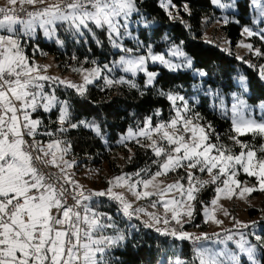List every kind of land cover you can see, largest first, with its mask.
<instances>
[{"label":"snow or ice","instance_id":"obj_1","mask_svg":"<svg viewBox=\"0 0 264 264\" xmlns=\"http://www.w3.org/2000/svg\"><path fill=\"white\" fill-rule=\"evenodd\" d=\"M18 2L34 5L37 2L43 3L44 0H8L12 6ZM213 2L221 8L230 7L229 4L222 3V0ZM255 3L261 9L260 15L264 16L261 0H255ZM170 5L171 0H161V7L168 9ZM184 10L188 11L186 5ZM16 11L12 7L0 8V31L8 33L0 35V264H109L111 249L123 241L124 236L108 214L97 210L99 201L94 200L95 197L107 196L118 201L123 214L129 218L145 213L152 221H145L147 227L160 223L169 225L175 221L181 226V230L157 227L156 231L181 241H199L210 237L207 233L194 236L183 230L182 220L193 216L195 207L192 202L197 200V195L204 186L220 182L215 189L218 195L211 201L213 207L204 210L207 219L216 224L223 223L215 215L219 194L231 199L234 195L243 198L245 193L264 191V144L253 145L239 139L247 135L264 138V120L246 118L242 110L246 107L243 100L232 105V126L236 135L229 138L240 147V151L234 153L230 147L212 141L213 132L209 131L211 125L199 123L201 118L198 114L188 115L191 109L183 96L163 92L160 94L166 95L174 106L177 101L183 102L180 107L175 108V115L156 123L151 116L146 117L144 127L138 126L136 130L129 128L123 138L135 139L138 144L140 137L150 141L147 147L158 158L153 161L158 166L157 170L147 179L141 177V172L147 174L150 169L118 175L108 181L110 186L106 190L85 191L71 172L75 160L65 159L71 151V142L53 139L44 144L36 140L43 121L33 116L39 110L49 113L58 108L60 127L57 131L63 133L69 128L83 126L92 128L100 135L101 128L98 124L85 120L72 122L69 101L61 100L51 85L50 91H45L44 82L64 85L84 96L88 85L101 78L105 71L112 72L113 68L105 64L92 69H73L83 74L81 84L42 74L49 66L29 63L19 40L14 38L18 32L16 26H23L28 35L39 26L44 29L45 35L51 36L58 23H67L76 32H80L82 27L91 31L88 28L91 22L97 28L106 27L110 40L113 35L122 40L121 28L127 30L129 17L139 11L136 0H57L38 11L26 12V19H18ZM20 11L24 9L21 8ZM168 15L172 16V13L169 11ZM243 31L249 36L256 34L247 27ZM125 34L130 35L127 31ZM261 39H264V35H261ZM111 42L125 53L115 62V66L133 75L145 73L147 86H153L157 76L156 72L148 70L149 59L159 61L171 69L180 67L166 60L163 55L154 54L150 46L146 55H132V49L123 48L115 40ZM243 46L252 49L251 44ZM172 54L183 55L178 48ZM256 54L261 55L259 50H256ZM187 63L190 66L191 61ZM261 76H264V68L261 69ZM124 83L131 88L138 87L135 82L123 77L114 79L104 76L106 87ZM160 114L159 110L155 113L156 116ZM65 124L67 127H64ZM43 135L51 137L54 133L44 131ZM216 140H219L218 135ZM50 168L57 171H49ZM178 169L207 173L210 180L199 179L193 171H187V187L181 182L184 177L167 185L156 183L158 177ZM241 170L248 176L255 177L259 187L245 185L241 188V181L236 179ZM133 176L140 178L133 181ZM114 187H126L137 199H149L153 208L162 205L163 217L147 212L144 207L133 208V204L123 193L113 191ZM150 188L156 190L150 191ZM172 193L179 195H170ZM152 197L156 199L153 200ZM225 215H228L226 211ZM236 223L242 228L249 227L240 221ZM109 229L117 234L107 235ZM227 233L219 241L225 245L224 249L214 251L200 247L196 250L192 264H240L237 253L227 248V241L233 240L231 230H227ZM214 235L219 237L220 234ZM253 235L257 241H262L260 247L264 249V238L255 233ZM239 236L240 239L236 241L239 252L245 253L253 264H261L256 259L258 245L247 241L242 232ZM177 264L185 262L177 261Z\"/></svg>","mask_w":264,"mask_h":264},{"label":"trees","instance_id":"obj_2","mask_svg":"<svg viewBox=\"0 0 264 264\" xmlns=\"http://www.w3.org/2000/svg\"><path fill=\"white\" fill-rule=\"evenodd\" d=\"M160 1L136 0L139 12L154 22L151 27L140 28V42L146 46L153 44L158 52L181 45L191 56L193 67L174 70L161 65L150 66L158 72L153 86L146 85V77L142 74L133 76L117 70L114 79L123 77L135 82L138 87L131 88L127 83L106 87L104 80L100 79L88 86L84 96L72 88L50 82L45 90L50 91L51 85L61 100L69 101L72 122L85 120L98 124L101 134L97 135L92 128L83 126L69 128L63 133L57 131L60 125L59 111L56 108L49 113L39 110L34 114L33 117H39L43 121L36 136L38 140L47 142L59 138L70 141V156L79 163L82 162L84 166L101 167L106 164L113 175L150 169L147 174L141 172L142 177H149L157 170L158 166L153 161L158 158L145 142H121L120 139L129 128L143 127L146 117L151 116L156 123L174 116V105L166 95L160 94L163 92L183 96L191 109L188 115L198 114L201 124L211 125L209 130L213 132V142L232 146L234 153L240 151L239 145H233V140L229 138L235 136L232 120L223 115L214 104L218 102L219 95L241 92L242 88L236 83V77L241 75H244L248 82L247 102H264V81L258 69L259 65L264 64V41L257 37L252 38L254 44L259 45L262 51L254 66L241 61L235 52L243 37V29L253 24L251 0H224L225 4L233 5L234 8L229 10L216 6L212 0H171L172 4L178 7L179 17L169 16V11L161 7ZM185 5L188 11L183 9ZM208 18L224 20L221 28L230 41V50L206 39L205 19ZM56 28L61 45L45 41L41 36L36 40L29 39L30 44L27 45L26 38H23L22 44L26 45L28 54L33 56L32 49L38 44L41 52L54 54L59 67L64 71L72 65H103L120 56L121 52L114 50L105 28L90 25L88 28L91 31L82 28L80 32H76L67 23H58ZM125 44L138 52L134 41L125 40ZM93 61L95 63H92ZM195 69L200 73L194 74ZM157 110L161 113L159 116L155 115ZM64 127H67V124ZM44 131H52L54 136H45ZM216 135L219 140H216ZM239 139L253 145L264 144V138L259 136L253 138L252 135H247ZM121 154L124 155V164H118V155ZM207 190L204 196L200 197H204L205 202H209L215 194L214 186ZM200 199L195 210L196 222H200L202 215L203 202ZM94 200L99 201L97 210L108 214L124 236L123 241L111 249L109 264H177V261L192 264L195 260V248L190 240L181 241L155 232L153 228L145 226L139 218L134 222H127L116 210L115 205L108 203L106 198L95 197ZM251 212L255 214L253 210ZM260 222L261 235L264 238V220ZM106 234L117 233L109 229ZM260 261L264 264V249ZM242 264L249 262L244 260Z\"/></svg>","mask_w":264,"mask_h":264},{"label":"rangeland","instance_id":"obj_3","mask_svg":"<svg viewBox=\"0 0 264 264\" xmlns=\"http://www.w3.org/2000/svg\"><path fill=\"white\" fill-rule=\"evenodd\" d=\"M53 1H56V0H53ZM165 2H167V0H165ZM0 3L11 6V7H17L18 5L21 4L20 3V4L12 6V5H9L8 0H0ZM222 3H225L224 0L222 1ZM160 4H161V1H160ZM228 4L230 5V7H226V8H222V9L229 10V9L234 8L233 5H231L230 3H228ZM261 4L264 5V0H261ZM172 5L173 4L171 2V5L169 6V8L167 10L172 13L173 17H179L180 13L178 11V7L175 5H174V7H172ZM215 5L220 7L217 4H215ZM183 9H185V7H183ZM251 9H252L253 24L250 26H247V28H249L252 32H254L256 34L249 36L244 31H242L243 37L239 41V43L235 49V52H236V56L239 59H241V61H244L247 64L254 66V65H256L257 57H260L262 55V51L260 50L259 45L254 44V42L252 41V38L257 37V38L261 39V35H264V16L260 15L261 9L256 6L255 0H251ZM153 24H154V22L152 20H149L147 17H145V15L141 14L139 11L135 12L129 17V19L127 21V30H125L124 28H121V33L123 35V39L121 40L120 38H117V37H115V35H113L110 41L115 40L117 43L121 44L123 48L132 49L133 50L132 55H146L147 49L150 46L151 50L154 54L163 55L166 60H169L173 64L180 65V67H178L174 70L191 69L193 67L192 58L189 54H187L183 50L181 45L173 46V47L168 48L164 51L158 52L155 50L153 44H149L148 46H146L145 44H143L142 41L140 42V39H139L140 28L141 27H151ZM205 24H206V39L217 42L223 48L230 50V41L226 37L225 33L223 32V30L221 28L222 25L224 24V20L208 18V19H205ZM90 25L95 26L93 23L89 22V26ZM16 27L18 29V32H17V34L14 35V38L19 40V42L21 44V48L23 50V53H24V55H26L28 57L29 63H34V64L39 65L41 67L49 66V67H47L46 71L42 72V74L49 75L52 77H59L61 80L72 81L76 84H81V83H83V74L76 72V71H73V69H75V68L92 69L94 67L103 66L105 64H107L110 68H113L112 72L109 73V72L105 71V73L102 75V77L97 79L96 81H98L100 79L104 80V76L114 78L117 70L122 71L121 67L115 66V62H118L120 57L122 55H125V53L122 51V49L114 47L112 42H111V44H112L114 50L121 52L120 56L117 59H115V60L113 59V60H111V62L105 63L103 65H92L89 67H83L82 65H79V66L72 65L69 68H66L64 71V69L59 67V64L56 61L54 54H52L51 52H41L40 48L38 47V44H35V46L33 47L34 49L31 48L32 52H33V56H31L30 54H28L26 45L23 46V44H22L23 38H26L27 45H29L30 44L29 39L36 40L39 36H41L45 41L56 42L57 44L61 45L62 42L58 37L57 28L55 29V32L53 35L47 36V35H45L44 29L40 28L39 26L36 27L35 31L31 35H28L25 33V31L23 30V26L17 25ZM82 28H81V30H82ZM105 29L107 30L106 27H105ZM125 31H127V33H130V35L125 34ZM7 34H8L7 32L0 31V35H7ZM125 40L134 41V43L137 46L136 49L138 50V52L136 53L134 48L127 47V45L125 44ZM262 40L264 41V39H262ZM247 44H251L252 49H249V48H246L243 46V45H247ZM177 48L179 49L180 52L183 53V55H175L174 56L172 54L173 51H175ZM36 50H38V51H36ZM256 50H259L261 55H257ZM189 60L191 61L190 66L187 63V61H189ZM153 65H161V66L167 67L165 64H161L159 61L153 62L149 59V61L147 63L148 70L156 72L157 76H158V72L151 69V67H150ZM167 68H169V67H167ZM262 68H264V64H261L258 66L260 76H261V69ZM169 69H171V68H169ZM193 72H194V74L200 73L197 69H195ZM123 73H125V72H123ZM125 74H131V73H125ZM139 74H142L146 77V74L142 73V72H138L136 75H133V74H131V75L137 76ZM261 78L264 81V76H261ZM146 80H147V77H146ZM155 80H156V78H155ZM236 83L242 88L241 92H233L229 95H219L218 96L219 100L217 103L214 104V106L217 107L223 115L229 117L233 121L234 113L232 111V105L238 103L239 100H243L245 102L246 107H244L242 110H243L246 118L255 119L257 121L264 120V102H260L258 104H250L246 100V95L248 94L247 78L244 75L238 76V77H236ZM61 86L65 87L64 85H61ZM221 101H223V106H221ZM181 105H182V102L177 101L176 105L174 106V111H175L176 107H180ZM33 118H35V117H33ZM131 129L136 130L137 128H131ZM209 131L211 132V130H209ZM127 133H128V131L121 136L120 140L123 142H126V141L136 142L135 139L123 140V138L127 135ZM235 135H236V133H235ZM57 139H59V138H57ZM139 140H140V142H145L147 145L150 143V141L145 140L143 137H140ZM39 141H41V140L39 139ZM50 141L51 140H49L47 142H43V140H42V142L44 144H47ZM233 145L236 146L237 144H235V142L233 141ZM230 148L232 149V146ZM118 157H119L118 164H124V162H123L124 161V155L121 154L120 156L118 155ZM65 159L73 160V158L70 156V154H68L65 157ZM74 160L76 163H75L74 168L71 169V172L74 174L73 178L75 180L79 181L80 184H82L84 187H90V188L94 189L95 191L106 190L110 186L108 184V181L111 180L113 177L118 176V175H113V173L110 171L109 167L106 164L102 165L101 167L84 166L82 164V162L79 163L76 159H74ZM187 171H193L195 173V176L198 177L199 179L210 180V176L207 173H200L196 170L178 169L175 172H169L166 176L158 177L156 183L160 184L162 182L163 185H167V184L173 183L177 180H181V178L184 177V179L181 180V182L185 184V187H187V180H186V172ZM123 174H133V173H122L119 175H123ZM246 175L247 174L243 173V171L241 170L238 172V174L236 176V179L241 181V188H243L245 185L249 186V187L256 186L258 188L259 186H258V182H257L256 178L250 177L248 175L246 176ZM139 178L140 177L133 176L132 180L135 181L136 179H139ZM147 178H149V177H145V179H147ZM219 184H220L219 181L216 184H208L200 190L199 194L197 195V200L192 202L194 204L195 210H196V206L198 204L197 203L198 200L200 199V197L202 195L204 196L206 191H208L207 189L211 188V186H214V188L216 189V187ZM149 190L155 191L156 189L150 188ZM113 191L123 193L124 196L126 197V199L133 204V208L144 207L147 210V212L156 213L157 215H160L161 217H163V215H164V209H163L162 205H157L155 208H153V207H151V203H150L149 199H137L131 192L128 191V189L126 187H114ZM238 191H239V189H237V192ZM170 195L178 196L179 193H172ZM217 195L218 194L215 191L214 196L210 199L209 202H205L206 200H204V197H202L200 199L203 202L202 208H201L202 215H201L200 222H196L197 214H195V211H194L193 216L190 219L187 217L183 218V220H182L183 230L194 234V236L198 235V234L203 235L204 233H207L208 236L213 235L215 233H225V235H226V234H228L227 230H231V232L233 233V240L227 241V248L229 250H231L232 252L237 253V258L240 261V264H242L244 260H247L249 262V264H253V262L248 259L247 255L245 253L239 252V249L236 245V241L240 239L239 234L242 232V233H244L245 239L247 241H249L251 244L258 245L257 253H256V259L260 261V255L262 253V248L260 247V245H261L262 241H257L255 239V236L253 235V233H255V235H259L262 237V235H261L262 223L260 221L264 220V191L257 190V191L252 192L251 194L245 193L243 198L239 197V195H234L231 199L225 198V196L223 194H219L220 199L218 201L217 206H215V208H216L215 215H216L217 219L223 221L222 224H216V223L208 220L207 217L204 215L205 208L211 209L213 207L211 204V201L214 198H216ZM151 199L154 200V199H156V197H152ZM251 210H253L255 212V214L252 213ZM225 211L228 213V215H225ZM169 216H170V213H169ZM137 217L144 224H145V221L152 223V221L150 220V217L148 215H146L145 213H138ZM236 221H240L243 224H248L249 227L248 228H242L236 223ZM253 222H255V223H253ZM193 223H194V225H193ZM157 227H159L161 229H164L166 227L167 228L174 227L178 231L181 230V226L177 225L175 223V221H172L169 225H164L163 223H160L159 225H154L153 227H150V228L156 229ZM107 235H109V234H107ZM114 235H116V234H114ZM224 236L218 237V238L210 237V239H207V240L203 239L199 243L193 244L194 248H195V254H196V250L200 247L209 248V249H212L214 251H219V250L224 249L225 245L219 242V241H222L224 239Z\"/></svg>","mask_w":264,"mask_h":264},{"label":"built area","instance_id":"obj_4","mask_svg":"<svg viewBox=\"0 0 264 264\" xmlns=\"http://www.w3.org/2000/svg\"><path fill=\"white\" fill-rule=\"evenodd\" d=\"M56 2H57V0H56V1H53V0H44L43 3H39V2H37V3L34 4V5H30V4H27V3H23V4L18 5L17 7H12V8H15V9L17 10V11H16V16H17L18 19H26V18H27V17H26V12H34V11H38V10L44 8V7H47V6L51 5V4L56 3ZM10 7H11V6H8V5H5V4L0 3V8H6V9H7V8H10ZM21 8L24 9V11H20ZM0 18H2V16H0ZM44 83H45V87H46L48 84H50V82H44ZM36 140H38V139L36 138ZM49 171L55 172V171H57V170H56L55 168H50ZM84 189H85V191L93 190V189L90 188V187H84ZM104 198L107 199L108 203H112V204L115 205L116 210H117L118 212H120V213L125 217V219H126L127 222H134V221L138 218L137 215H135V216H133V217H131V218L125 216V215L123 214V211H122V206L118 203V201L112 200V199H110V198L107 197V196H105ZM142 223H143V222H142ZM143 224H144V223H143ZM144 225H145V224H144ZM145 226H146V225H145ZM154 231L157 232L156 229H154ZM215 234H220L219 237H222V236L225 235V233H215ZM195 236H202V235L198 234V235H195ZM209 237H212V238H218V237H217L216 235H214V234H213V235H209ZM202 240H203V239H201V240H199V241H193V240H190V242H191L192 244H197V243H199V242L202 241Z\"/></svg>","mask_w":264,"mask_h":264},{"label":"crops","instance_id":"obj_5","mask_svg":"<svg viewBox=\"0 0 264 264\" xmlns=\"http://www.w3.org/2000/svg\"><path fill=\"white\" fill-rule=\"evenodd\" d=\"M17 4H20V3H17ZM17 4H16V5H17Z\"/></svg>","mask_w":264,"mask_h":264}]
</instances>
